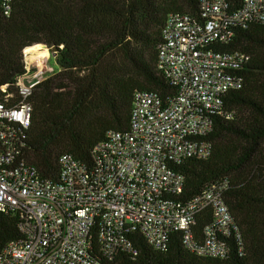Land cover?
Listing matches in <instances>:
<instances>
[{"label": "built area", "instance_id": "built-area-1", "mask_svg": "<svg viewBox=\"0 0 264 264\" xmlns=\"http://www.w3.org/2000/svg\"><path fill=\"white\" fill-rule=\"evenodd\" d=\"M11 3L0 0L7 16ZM199 3L200 15L173 14L162 31L158 68L176 95L164 100L137 92L129 131L110 132L91 151V165L63 154L58 181L42 177L25 156L30 99L56 70L25 55L26 73L16 83L20 101L0 102V213L19 214L22 235L0 251V264H115L123 255L136 261V234L157 251H166L170 236L182 233L186 248L198 256L229 255L227 240L240 235L226 202L228 182L211 183L182 200L186 177L179 168L211 156L208 137L216 117L235 118L225 101L243 88L240 71L250 57L216 46L231 43L237 27L264 24V0H243L237 12L227 0ZM7 89L6 99L13 98ZM207 210L212 222L199 243L192 228Z\"/></svg>", "mask_w": 264, "mask_h": 264}, {"label": "trees", "instance_id": "trees-1", "mask_svg": "<svg viewBox=\"0 0 264 264\" xmlns=\"http://www.w3.org/2000/svg\"><path fill=\"white\" fill-rule=\"evenodd\" d=\"M227 2L232 12L243 5V0ZM173 14L200 15L199 0H12L8 16L0 4V102L20 101L16 83L26 73L27 49L46 46L58 66L30 99L25 156L42 177L58 181L59 159L66 153L91 165V151L110 132L129 131L137 92L164 100L176 95L158 68L162 31ZM216 49L244 52L250 59L240 71L243 88L225 101L235 118L215 119L208 137L211 156L179 168L186 177L182 200L211 183L228 182L226 202L240 239L233 233L229 255L219 259L188 250L182 233L170 236L166 251L136 234L137 260L123 255L115 264H264V24L235 28L233 41ZM4 86L13 98L6 99ZM20 222L17 213H0V251L22 238ZM211 222L210 210L196 217L192 231L199 243Z\"/></svg>", "mask_w": 264, "mask_h": 264}, {"label": "rangeland", "instance_id": "rangeland-1", "mask_svg": "<svg viewBox=\"0 0 264 264\" xmlns=\"http://www.w3.org/2000/svg\"><path fill=\"white\" fill-rule=\"evenodd\" d=\"M26 51H29V52H30L29 54H27V53L25 52V55L27 54L28 57L31 56V54H35V53L37 52V54H36L37 56H39V57H44V60H43V61H44L45 63H48L47 66H49V67H51V68H53V69H55V70L58 69L57 63H56V61H55V59H54L53 51L47 49V50H46L47 52H43V51H40V50L35 49L34 47L29 48V49H27ZM47 56H48V57H47ZM33 60H34V59H33ZM34 61H35V60H34ZM43 61H42V62H43Z\"/></svg>", "mask_w": 264, "mask_h": 264}, {"label": "bare ground", "instance_id": "bare-ground-1", "mask_svg": "<svg viewBox=\"0 0 264 264\" xmlns=\"http://www.w3.org/2000/svg\"><path fill=\"white\" fill-rule=\"evenodd\" d=\"M35 49H37V50H40V51H43V52H47L46 50H47V48L44 46V45H34L33 46ZM32 48V47H31ZM26 53L27 54H29L30 52L29 51H26ZM37 54V52L35 53V54H31V56H29V60L31 61V62H33V63H38V64H40V63H42V61L44 60V57H39V56H37L36 55ZM48 57V56H47ZM35 61H34V60Z\"/></svg>", "mask_w": 264, "mask_h": 264}, {"label": "water", "instance_id": "water-1", "mask_svg": "<svg viewBox=\"0 0 264 264\" xmlns=\"http://www.w3.org/2000/svg\"><path fill=\"white\" fill-rule=\"evenodd\" d=\"M46 47V46H45ZM48 49V48H47ZM54 51H55V49H54Z\"/></svg>", "mask_w": 264, "mask_h": 264}]
</instances>
